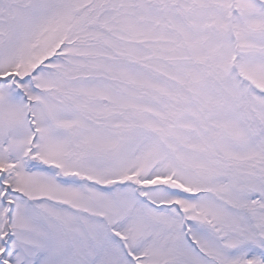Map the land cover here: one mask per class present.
Returning <instances> with one entry per match:
<instances>
[{
  "label": "snow or ice",
  "instance_id": "6c2138e0",
  "mask_svg": "<svg viewBox=\"0 0 264 264\" xmlns=\"http://www.w3.org/2000/svg\"><path fill=\"white\" fill-rule=\"evenodd\" d=\"M0 264H264V0H0Z\"/></svg>",
  "mask_w": 264,
  "mask_h": 264
}]
</instances>
